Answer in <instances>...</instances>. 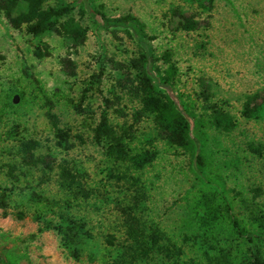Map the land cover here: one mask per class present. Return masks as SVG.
Wrapping results in <instances>:
<instances>
[{
	"label": "rangeland",
	"instance_id": "1",
	"mask_svg": "<svg viewBox=\"0 0 264 264\" xmlns=\"http://www.w3.org/2000/svg\"><path fill=\"white\" fill-rule=\"evenodd\" d=\"M60 1L86 28L77 46L52 31L34 37L23 25L12 28L0 10V194L7 212L0 208V251L17 257V264H107L129 242L131 223L144 241L156 233L157 245L178 249L177 264H200L203 252L218 251H227L232 264L254 253L264 261V236L249 221L264 211V0ZM91 6L110 17L131 13L144 23L151 39L143 41L157 57L150 67L163 68L158 56L170 52L177 67L171 96L204 121L191 131L192 152L168 145L149 115L132 117L139 106L132 61L141 46L123 28L101 26L98 15L88 14ZM184 18L192 28L183 27ZM41 43L48 55L37 58L32 50ZM250 96L256 108L244 116ZM210 104L232 116L231 130L208 124ZM102 112L131 153L153 154L148 163L136 168L115 160L94 141ZM55 128L67 131L65 142ZM27 139L36 141L33 153L50 170L22 162ZM59 165L76 175L79 190L59 181ZM200 194L211 196L222 214L208 241L197 225ZM58 214L81 222L86 234L71 230L72 241H64L52 228ZM232 217L245 232L232 228ZM45 224L49 228L37 232ZM134 264L172 263L153 248Z\"/></svg>",
	"mask_w": 264,
	"mask_h": 264
},
{
	"label": "trees",
	"instance_id": "2",
	"mask_svg": "<svg viewBox=\"0 0 264 264\" xmlns=\"http://www.w3.org/2000/svg\"><path fill=\"white\" fill-rule=\"evenodd\" d=\"M47 1L49 0H0V10L12 28L17 29L23 25L25 32L34 37L52 31L67 39L71 46L81 44L85 38L86 28L71 15V7L60 0L54 5H47ZM88 14L92 17L98 15L100 24L104 28H123L141 46L142 51L132 61L134 68L137 69V80L133 91L137 94L139 105L138 109L132 113V117L135 119L142 115H149L154 125L163 133L164 140L168 145L192 152L194 140L191 131L195 127H201L204 121L202 118H195L193 113L187 110L185 104L176 101L171 96L177 67L171 60L170 52L164 50L158 56V59L165 65L163 68L150 67L151 59H157V57L152 56L149 46L143 41V38L151 39V36L146 34L145 25L138 17L131 13L110 17L93 6L89 7ZM182 25L184 28L190 29L193 27V22L189 18H184ZM32 53L37 58L48 55L47 45L44 43L35 45ZM252 101L251 96L246 99L241 111L242 115L253 114L256 106L252 104ZM206 121L213 128L224 132L231 130L235 123L228 112L215 104L209 105ZM54 135L59 142H65L68 137L67 131L59 128H55ZM93 139L96 143L104 144V151L107 155L115 160H128L136 168L148 163L153 156L149 150L131 153L123 136L117 134L108 123L104 112L101 113L93 128ZM36 146V141L32 139L21 143L22 162L29 166L40 163L44 169L50 170L52 166L45 158L34 155L33 149ZM195 160L198 169L201 170L204 166L203 154L198 153ZM12 171L13 167H8L6 171L8 176H12ZM58 178L66 187H76L78 190L81 188L76 175L66 165H59ZM195 206L200 210L197 225L203 235H207L205 240H212L211 236L215 233L214 229L222 215L221 210L213 204L211 196L205 194H200L195 201ZM5 207V197L1 193L0 208L4 215L7 214ZM14 216L21 219L23 214L17 211L14 212ZM57 216L60 223L53 225L52 228L61 234L64 241H72L67 234L71 230L86 234L81 222L62 214ZM249 221L257 234L264 236V211L258 210L251 214ZM230 224L232 228L245 232L235 218L230 219ZM46 228H49L48 224L38 227L37 232ZM126 232L129 242L124 244L122 252L107 264H134L137 260L147 258L153 248L165 255L172 264H177L179 250L157 245L158 236L156 233H151L146 242L135 224H127ZM71 253L74 257L76 256L74 249L71 250ZM17 259V257L0 251V264H17ZM200 264H232V262L227 251H218L215 255L203 252V261ZM241 264H264V261L254 253L252 260H245Z\"/></svg>",
	"mask_w": 264,
	"mask_h": 264
}]
</instances>
